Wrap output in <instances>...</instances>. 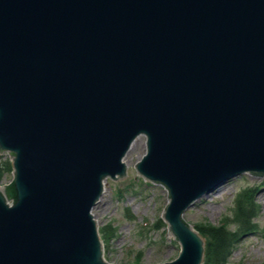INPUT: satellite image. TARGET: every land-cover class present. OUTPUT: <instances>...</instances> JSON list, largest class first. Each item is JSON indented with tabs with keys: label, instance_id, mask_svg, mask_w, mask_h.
<instances>
[{
	"label": "water",
	"instance_id": "95a60500",
	"mask_svg": "<svg viewBox=\"0 0 264 264\" xmlns=\"http://www.w3.org/2000/svg\"><path fill=\"white\" fill-rule=\"evenodd\" d=\"M140 134L181 245L160 264H200L183 211L264 175V0H0V264H112L91 209Z\"/></svg>",
	"mask_w": 264,
	"mask_h": 264
},
{
	"label": "rangeland",
	"instance_id": "374dc122",
	"mask_svg": "<svg viewBox=\"0 0 264 264\" xmlns=\"http://www.w3.org/2000/svg\"><path fill=\"white\" fill-rule=\"evenodd\" d=\"M144 152L145 137L141 135L125 157L126 175L120 180L107 178L101 199L92 209L104 244V257L112 263L158 264L172 260L179 251V244L166 228L155 226L167 202L165 188L145 181L133 165ZM10 178L9 173L5 174L0 184ZM248 186L257 188L254 199L260 211L253 220V229L236 242L227 264H264V177L246 173L233 176L184 213L192 225L218 224L224 218L229 228L236 229V219L232 221L231 216L233 203L237 193Z\"/></svg>",
	"mask_w": 264,
	"mask_h": 264
},
{
	"label": "trees",
	"instance_id": "16d2710c",
	"mask_svg": "<svg viewBox=\"0 0 264 264\" xmlns=\"http://www.w3.org/2000/svg\"><path fill=\"white\" fill-rule=\"evenodd\" d=\"M10 170V162L0 159V178ZM245 194L246 196L242 198V206L239 208L238 213L240 227L236 232L228 230L223 225H203L199 228L210 239L208 250L206 251L208 257L206 264H225L237 240V235L251 227L252 218L257 215L259 206L252 203L249 192Z\"/></svg>",
	"mask_w": 264,
	"mask_h": 264
},
{
	"label": "bare ground",
	"instance_id": "6f19581e",
	"mask_svg": "<svg viewBox=\"0 0 264 264\" xmlns=\"http://www.w3.org/2000/svg\"><path fill=\"white\" fill-rule=\"evenodd\" d=\"M134 144V143H133ZM125 161V160H124ZM126 162V161H125ZM101 199V198H100Z\"/></svg>",
	"mask_w": 264,
	"mask_h": 264
}]
</instances>
